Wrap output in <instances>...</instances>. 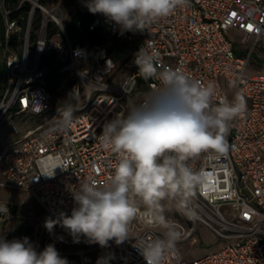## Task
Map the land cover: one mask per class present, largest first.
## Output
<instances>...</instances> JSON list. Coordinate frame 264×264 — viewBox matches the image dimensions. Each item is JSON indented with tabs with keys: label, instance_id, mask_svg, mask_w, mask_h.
Instances as JSON below:
<instances>
[{
	"label": "built area",
	"instance_id": "obj_1",
	"mask_svg": "<svg viewBox=\"0 0 264 264\" xmlns=\"http://www.w3.org/2000/svg\"><path fill=\"white\" fill-rule=\"evenodd\" d=\"M70 1L76 10H88L89 0ZM49 3L0 0V31L4 34L0 35V125L12 113L43 116L53 112L5 147L1 172L13 186L38 201L44 221L58 219L60 213L71 215L76 207L73 191L83 180L103 182L112 174L116 157L101 146L99 136L106 123L127 115L129 105L135 103L132 92L137 86L136 72L119 82L109 80L116 61L108 44L74 46L65 28V12ZM37 14L41 18L38 24ZM99 16L111 37L136 43L140 50L155 49L163 65L179 67L205 83L214 81L221 98L227 97L223 81L241 79L239 89H233V96L227 99L242 91L247 112L230 126L226 155L192 162L202 183L189 201L188 214L182 210L189 227L175 222L184 239L193 242L199 223L237 242L192 261L185 260L176 248L167 264H264V73L247 74L254 54L260 51V60H264V51L258 50L264 37V0H188L148 32L123 35L114 22ZM50 23L62 37L50 38ZM96 25L94 22L91 28ZM235 36L246 44L237 42ZM47 53H54L63 64L65 83L74 81V96H85L82 105H72L76 111L71 127L57 133L49 131L59 113L47 88L49 69L42 66ZM158 87L159 80L150 79L147 91ZM53 170L52 177L41 175ZM156 235L157 230L146 229L134 236ZM33 240L37 252L50 244L43 243L38 230ZM135 242L134 237L120 245L109 241L108 258H97L85 247L57 251L68 264H146Z\"/></svg>",
	"mask_w": 264,
	"mask_h": 264
},
{
	"label": "clouds",
	"instance_id": "obj_2",
	"mask_svg": "<svg viewBox=\"0 0 264 264\" xmlns=\"http://www.w3.org/2000/svg\"><path fill=\"white\" fill-rule=\"evenodd\" d=\"M188 0H89L88 10L114 22L120 34L149 31ZM135 65L145 81L159 80L161 87L147 91L139 104L132 103L126 116L118 115L106 123L99 136L101 146L114 154L112 174L103 182L83 180L73 191L76 207L71 215L46 218L44 227L51 233L56 224L79 242L107 247L135 238V245L146 264H167L184 232L165 216L162 201H176L178 210L188 214L189 201L202 183L192 167L201 158L224 156L229 151L226 139L232 122L243 118L247 101L237 90L232 100L221 98L214 81L195 79L181 68L163 65L159 53L143 48ZM239 77L229 87L239 89ZM77 89L71 95L76 93ZM51 133L66 131L74 121L76 109L69 103L57 109ZM51 174H41L52 177ZM192 219V216L188 217ZM139 221L156 236H133L131 226ZM59 239H63L60 237ZM0 264H68L53 244L37 252L27 237L0 239Z\"/></svg>",
	"mask_w": 264,
	"mask_h": 264
},
{
	"label": "rangeland",
	"instance_id": "obj_3",
	"mask_svg": "<svg viewBox=\"0 0 264 264\" xmlns=\"http://www.w3.org/2000/svg\"><path fill=\"white\" fill-rule=\"evenodd\" d=\"M50 6L58 7L65 12V20L68 21L71 14L76 10L75 5L70 0H48ZM40 14L36 15V24L40 21ZM235 35L234 31H231ZM236 37V36H235ZM237 42L246 44L241 41V38L236 37ZM264 51V37L259 43L258 50ZM33 56V54H31ZM260 51L254 54L251 64L249 65L247 74L264 73V60H260ZM124 76L120 78L122 81ZM67 83V82H66ZM64 82V85L57 92L52 93L54 107H59L69 103L73 106H80L84 102L85 96L77 97L71 95L73 93L72 86ZM120 83H118V86ZM225 96H233V88L229 87V83L223 81ZM229 90V92H228ZM135 103L142 97L141 92L132 95ZM53 112L43 116H34L30 114H9L4 122L0 125V157L7 145H11L15 140L19 139L27 132L46 119L51 117ZM2 164L0 160V236L2 239L12 241L14 239H23L27 237L30 243L34 244V233L36 230L39 234L42 233V239L45 232L48 230L44 227V213L38 201L26 191L17 189L13 184L2 175ZM165 209V216L174 222H180L189 227V223L185 220L182 210H178L176 201H162ZM224 211L226 207L222 208ZM146 228L139 221H134L131 226L130 235H136ZM63 237V239H59ZM194 237L197 239L193 242L192 239H183L178 243L177 248L182 257L187 261L197 259L207 253L221 250L229 243H236L237 239L224 238L213 229L207 228L202 224H198ZM46 242H54L61 244L64 248L77 249L80 247L89 248L97 258L105 256L108 258L107 247H101L96 243H89L87 238L80 236L79 242H74L73 237L69 232L56 224Z\"/></svg>",
	"mask_w": 264,
	"mask_h": 264
},
{
	"label": "trees",
	"instance_id": "obj_4",
	"mask_svg": "<svg viewBox=\"0 0 264 264\" xmlns=\"http://www.w3.org/2000/svg\"><path fill=\"white\" fill-rule=\"evenodd\" d=\"M46 1V0H43ZM97 22L94 28L91 25ZM65 28L69 36L70 41L74 46L83 48H90L96 44H108V52L112 58L116 61V68L109 77V80L116 79L120 81L122 76L136 72L137 74V86L132 92L135 95L137 92H146L149 88V80L145 81L139 75V68L135 65L134 60L140 49L136 43L126 42L118 40L110 36L109 28L100 19L99 13L93 14L89 10L81 12L75 10L68 21L65 23ZM0 35L3 36V32L0 31ZM50 38L57 39L62 37V34L58 32L55 24L50 23L48 30ZM63 64L59 62L54 53H47L43 56L42 66L49 69L47 75V88L51 93L57 92L65 82V73L61 72ZM69 86L74 84V81H67ZM51 235L49 231L45 232L43 237V243L46 242L48 237ZM55 248H64L61 244L50 242Z\"/></svg>",
	"mask_w": 264,
	"mask_h": 264
}]
</instances>
